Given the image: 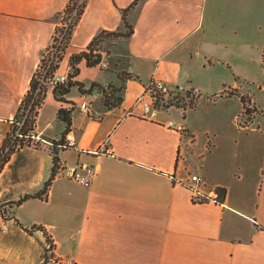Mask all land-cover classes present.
<instances>
[{"label": "crops", "instance_id": "0c3cea01", "mask_svg": "<svg viewBox=\"0 0 264 264\" xmlns=\"http://www.w3.org/2000/svg\"><path fill=\"white\" fill-rule=\"evenodd\" d=\"M67 1L0 0V147ZM133 1L88 0L57 71L71 73V55L98 32L124 30L120 10ZM216 1L141 0L127 17L133 35L115 41L113 53L123 59L117 69L107 61L106 69L81 62L74 80L84 91L72 87L64 102L48 87L33 131L42 143L21 148L4 165L0 206L41 190L49 178L52 156L44 141L61 139L60 108L70 111L63 139L69 146L58 152L59 170L46 199H28L6 208L9 219L0 216V264H41L48 248L40 231L27 233L14 219L47 230L55 245L50 264H264V136L239 128L238 96L209 98L236 90L261 109L264 95L258 104L238 81L231 86L218 73L219 66H230L209 47L230 43L210 34L206 17ZM257 7L264 11V0ZM236 43L242 48L248 41ZM259 54L264 63V42ZM152 80L202 96L194 109L144 118L135 102ZM93 83L119 90L121 105L106 107L102 94L89 90ZM83 102L91 113L79 109ZM193 115L203 127L199 150ZM260 118L264 114L252 125ZM169 121L181 130L169 128ZM77 165L95 168L89 185L60 174ZM193 174L204 179L205 194L225 188L224 202H193Z\"/></svg>", "mask_w": 264, "mask_h": 264}, {"label": "trees", "instance_id": "16d2710c", "mask_svg": "<svg viewBox=\"0 0 264 264\" xmlns=\"http://www.w3.org/2000/svg\"><path fill=\"white\" fill-rule=\"evenodd\" d=\"M141 0H134L127 8L121 9V19L123 21L124 30H118V31H106L102 30L98 32L92 40L89 42V44L86 46L85 50H82L78 53L72 54L69 59V66L72 69L71 74H69L68 81L60 86H56L53 88V96L54 98L59 102H64V96L70 91L72 87H77L80 92H83V84L75 81L74 78L79 74V68L78 65L81 62H85V64L88 67L96 66L99 64V62L102 59L101 55V45L104 43V41L107 38L113 39V40H120V39H128L133 35L134 29L131 24L128 23L127 17L129 12L134 9ZM88 0H68L67 4L65 5L64 9L57 14V26L55 28L54 35L57 33H64V27L62 25L66 24L67 28H65V33L63 36V43L60 48L59 54L57 55V61L53 63L50 67V72H54L58 70L60 62L62 61L63 55L65 53V50L68 47L69 40L72 36V33L77 26L81 16L84 13V10L86 8ZM74 13V16L72 17ZM54 35L52 39H54ZM49 48V47H48ZM47 48V49H48ZM44 64V57L41 59L40 64L36 71L33 74V77L30 81L29 88L26 91L23 99L21 100L16 114L11 121L10 130L8 134L5 136V138L2 140L1 147H0V172L3 169L4 165L9 161L11 155L15 153L16 151L20 150L21 148L25 146H30L31 139L30 134L34 131L35 125H36V119L39 113V109L41 108L42 104L44 103L46 93L48 90V86L46 85H38V77L40 74V71ZM127 78H137L136 76H133L132 74H124ZM38 90L37 94L36 91ZM96 89L99 91L104 100V104L106 107H117L121 105L123 99L117 95L119 90L115 89L113 86H107V87H101L97 84H91L89 90ZM157 102L156 105L159 106L158 100L161 99V94L158 93L157 90H154ZM238 96L241 103H242V111L238 115L237 120L240 116H245L246 121L244 124H238L239 128L241 129H248L254 119L264 114V106L262 109H256L254 105L251 104V99L246 94H240L236 90H231L230 92H221L220 94L209 96L211 99H217L227 96ZM202 95L198 94L197 97L191 98V106L190 109H194L196 106V103L198 99ZM206 97V96H204ZM208 98V97H206ZM183 102V100H182ZM182 104V103H181ZM176 107L180 108L183 106H180L178 102H175ZM57 117L59 120L65 123V130L62 133L61 139L58 142H52V147L50 148V153L52 156V167H51V173L49 178L44 182L43 187L41 190L32 193V194H26L19 198L18 200L14 202H10L8 204H4L0 206V216L3 219H9L8 215L6 214V208H13L21 205L25 201L31 198H38L45 200L47 192L55 178V175L57 174L60 166L59 158H58V152H59V146L63 143L64 136L69 131L70 125H71V117H70V111H67L65 109L60 108L57 112ZM24 118V123L22 127L19 130L20 136H16L17 131V123ZM217 203L222 204L225 199L226 190L225 188H217ZM14 222L17 226L24 229L27 233H33L35 231H40L43 236L45 237L48 248L45 251L43 261L41 264H50L52 261V250L54 249L55 245L53 242V239L51 235L47 232V230L40 225H33L29 228H24L22 224L14 219Z\"/></svg>", "mask_w": 264, "mask_h": 264}, {"label": "rangeland", "instance_id": "374dc122", "mask_svg": "<svg viewBox=\"0 0 264 264\" xmlns=\"http://www.w3.org/2000/svg\"><path fill=\"white\" fill-rule=\"evenodd\" d=\"M257 2L258 0H217L215 7H212L210 12L208 11L210 14L206 19L209 23L210 34L217 39L230 43L228 47L222 45L209 47L213 57L224 60V63L230 66V69L219 66L217 68L218 73L228 80V84L231 86L235 80L238 81L239 86L248 89L255 101L260 104L264 95V63L259 54L260 45L264 42V11L257 7ZM241 13L243 14L242 17L240 16ZM239 39H246L248 41L247 46L241 48L236 43ZM114 46L115 40L107 38L101 45L100 52L102 57L105 56V61L108 62L111 69H117L123 62L120 56L113 53ZM214 88V86H210L211 90ZM170 92L175 93V91ZM191 102L187 105L191 106ZM179 105L184 106L183 103ZM206 108L209 109L210 106H206ZM183 109L188 110L190 107H183ZM213 110H215L214 107ZM168 113L173 118L179 116L176 111H169ZM244 117L240 116L237 124L245 123ZM191 118L197 131L196 141L199 150L204 145L203 127L197 123L196 115ZM248 130L252 132L254 138L259 139L260 136H264V118H260Z\"/></svg>", "mask_w": 264, "mask_h": 264}, {"label": "built area", "instance_id": "2783aa9c", "mask_svg": "<svg viewBox=\"0 0 264 264\" xmlns=\"http://www.w3.org/2000/svg\"><path fill=\"white\" fill-rule=\"evenodd\" d=\"M74 16V13L72 17ZM64 27V33H65V28H67V25L64 24L62 25ZM64 33H57L54 35V39H52V42L49 46V48L46 50L44 54V64L43 67L40 71L39 77L37 79L38 85H46V86H51V87H56L65 84L68 79H69V74L71 73H59L57 70L54 72H50V67L53 63L57 61V55L59 54L60 48L63 43V36ZM101 68L106 69L108 67L107 62L102 58L101 61L98 64ZM72 72V69H71ZM39 89H37L36 94ZM154 90H157L159 94H161V99L158 100L159 106L156 105L157 98L155 95ZM171 90H169L162 82L157 81V80H152L150 84L145 88V91L143 94L137 98L135 102V106H138L141 109V114L142 117L144 118H154L157 116V113L159 110H168L170 108H175V105H170V104H175V102H178L179 104L183 103V107L189 108V104L191 101V98L197 97V95L194 92L191 91H181V90H174L175 93H171ZM174 95V96H173ZM183 100V102H182ZM181 107V108H183ZM80 110L85 111L87 113H91L90 106L83 102L80 107ZM95 118H100L98 115L92 114ZM244 119H246L244 117ZM24 123V118L21 119L17 123V131H16V136H20L19 130L22 127ZM241 124H244L242 122ZM167 126L169 128H173L174 130L180 131L181 126L174 124L173 122L169 121L167 123ZM30 139H31V144L34 146H40L42 143L41 140L35 136L34 132L30 134ZM68 141H72L69 139ZM49 147H52V143L49 141H44ZM69 146L68 143L63 142L60 146L59 149H64ZM104 147V144H102L101 148ZM99 149V150H100ZM96 173V170L93 166H80L77 165L75 167H70L66 168L64 170H60V174L68 177L79 184L83 186L89 185L90 181L94 177ZM191 184L189 185L190 191H191V196H192V201L195 203H203V202H213L217 203V193L215 190H210L208 193L203 192V188L205 187V181L204 179L197 174L190 175L189 178ZM2 229H5V226H2ZM52 260L54 258L52 257Z\"/></svg>", "mask_w": 264, "mask_h": 264}]
</instances>
